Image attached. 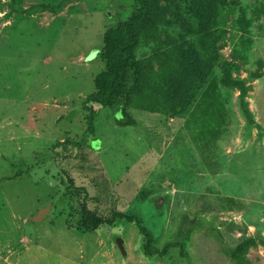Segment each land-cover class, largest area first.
<instances>
[{"label":"rangeland","instance_id":"374dc122","mask_svg":"<svg viewBox=\"0 0 264 264\" xmlns=\"http://www.w3.org/2000/svg\"><path fill=\"white\" fill-rule=\"evenodd\" d=\"M208 1L185 0L182 10L196 20ZM135 6L0 0V138L17 136L0 158V241L10 260L0 249V264H264V0L215 2L209 34L221 62L203 76L198 38L163 28L160 47L182 57L171 80L156 76L168 110L131 107L138 126H120V112L95 105L91 130L77 102L105 67V31ZM138 56L152 57V46ZM224 61L243 82L249 117L241 89L222 82ZM70 177L86 191L72 190ZM82 201L103 218L136 217L150 253L136 223L81 230ZM248 239L258 245L241 261Z\"/></svg>","mask_w":264,"mask_h":264},{"label":"trees","instance_id":"16d2710c","mask_svg":"<svg viewBox=\"0 0 264 264\" xmlns=\"http://www.w3.org/2000/svg\"><path fill=\"white\" fill-rule=\"evenodd\" d=\"M184 1L135 0L136 6L131 15L105 31L104 45L100 53L105 67L95 77V91L80 98V102H77L80 109L89 111L88 122L91 130L94 128L93 122L97 113L95 105L107 106L120 112L122 118L117 119L120 126H138V121L129 112L131 107L150 113L168 110L167 103L172 98L160 92L158 87L160 82L157 81L156 76L162 74L166 80H171L172 73L179 66L182 57L171 48L160 47L158 34L163 28L177 26L187 35L198 38V45L202 51V67L199 68L201 73L204 72L202 76L212 70L216 63L221 62L217 46L211 41L209 32H211L216 14L215 2L223 3L226 0H209L202 6V14L197 15L196 20H191L183 12L182 3ZM142 44L152 46V57L154 58L138 56V49ZM153 61L157 62L158 70L153 67ZM221 68L224 72L223 84L241 89L242 109L247 117L251 116V111L244 101L245 87L242 81L232 77L231 62H222ZM195 82V78L188 82L187 87L190 92H194ZM174 95H177L176 90ZM69 185L74 191H86L84 187H77L71 177ZM80 206L81 230L95 232L112 227L117 221L136 223L145 240L144 251L150 253L152 239L149 233L141 228L136 217L115 213L112 218H103L91 211L87 207L86 201H82ZM257 245L258 242L254 239L246 240L239 246L236 256L243 261L242 254L250 247ZM159 254L165 256L164 253Z\"/></svg>","mask_w":264,"mask_h":264},{"label":"crops","instance_id":"0c3cea01","mask_svg":"<svg viewBox=\"0 0 264 264\" xmlns=\"http://www.w3.org/2000/svg\"><path fill=\"white\" fill-rule=\"evenodd\" d=\"M16 139H17V136L14 134L13 131L8 132L6 138H3V137L0 138V147H1V145H3L2 148H0V158H3L2 157L3 156V152L2 151L5 148H8L10 145H12L16 141ZM7 247H8V243L7 242L0 241V249L4 250V252H6L5 261H7L9 263L10 262L9 253H8V251H5V249Z\"/></svg>","mask_w":264,"mask_h":264},{"label":"water","instance_id":"95a60500","mask_svg":"<svg viewBox=\"0 0 264 264\" xmlns=\"http://www.w3.org/2000/svg\"><path fill=\"white\" fill-rule=\"evenodd\" d=\"M95 54H96V52H94V53L92 54V57H93ZM100 146H101V145H100L99 142H95V143H94V147H95L96 149L100 148ZM44 211H46V210H44ZM113 239H114L115 243L117 244V246L119 247V249L121 250L122 254L127 255L128 252H127V249H126V242H125L124 237L121 236V235H116V236L113 237Z\"/></svg>","mask_w":264,"mask_h":264}]
</instances>
